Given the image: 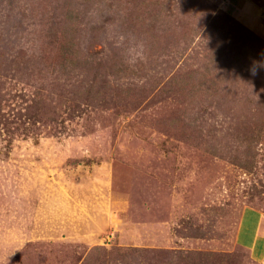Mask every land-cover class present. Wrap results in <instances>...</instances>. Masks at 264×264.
Returning a JSON list of instances; mask_svg holds the SVG:
<instances>
[{"label": "rangeland", "instance_id": "rangeland-1", "mask_svg": "<svg viewBox=\"0 0 264 264\" xmlns=\"http://www.w3.org/2000/svg\"><path fill=\"white\" fill-rule=\"evenodd\" d=\"M0 264H264V0H0Z\"/></svg>", "mask_w": 264, "mask_h": 264}, {"label": "trees", "instance_id": "trees-1", "mask_svg": "<svg viewBox=\"0 0 264 264\" xmlns=\"http://www.w3.org/2000/svg\"><path fill=\"white\" fill-rule=\"evenodd\" d=\"M206 70L210 71L213 69V65L209 64L205 67ZM188 84V83H187ZM190 86V88L195 89L197 91L201 92H205V91H209L210 87L214 84H212V82H210V79H205V78H201L199 79V82L192 85V84H188ZM180 87V86H179Z\"/></svg>", "mask_w": 264, "mask_h": 264}, {"label": "clouds", "instance_id": "clouds-1", "mask_svg": "<svg viewBox=\"0 0 264 264\" xmlns=\"http://www.w3.org/2000/svg\"><path fill=\"white\" fill-rule=\"evenodd\" d=\"M253 74H255V70H253Z\"/></svg>", "mask_w": 264, "mask_h": 264}]
</instances>
